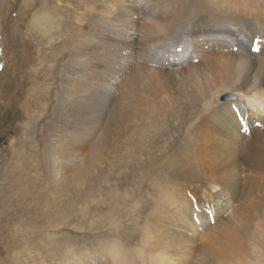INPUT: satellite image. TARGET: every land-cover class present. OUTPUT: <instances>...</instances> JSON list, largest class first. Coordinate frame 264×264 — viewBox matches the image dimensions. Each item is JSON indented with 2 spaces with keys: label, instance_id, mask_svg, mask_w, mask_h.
<instances>
[{
  "label": "bare ground",
  "instance_id": "obj_1",
  "mask_svg": "<svg viewBox=\"0 0 264 264\" xmlns=\"http://www.w3.org/2000/svg\"><path fill=\"white\" fill-rule=\"evenodd\" d=\"M118 1L121 0H94V10H84L82 6L70 14L71 45L59 49L73 59L58 79L62 87L59 96L69 104L62 108L55 98L48 115L55 130L68 123L71 129L62 130L65 136L48 139V145H41V165L55 191L56 185L69 179L83 142L91 148L98 145L94 157L104 155V147L122 139L136 124L127 122L132 115L137 118L140 134L154 125V137L148 143L154 151L139 152L134 165L118 174L116 189L110 187L111 204L106 206L108 211L96 231L105 242L79 251L81 261L74 258L68 264H198L199 259L191 256L192 237L197 236L194 226L199 224L194 218L191 221V213H196L192 211V199L214 204L207 212V220L230 198L237 203L227 218L226 223H230L218 222L205 233L216 232L227 238L234 228L227 242V257L245 264H264V0H137L140 9L136 21L138 26L151 28V37L140 27L138 36L127 35L128 15L118 13ZM11 3L12 0L0 1L4 15ZM256 35L263 40L257 55L251 54L247 45ZM178 46L183 47L179 54L174 51ZM10 49L11 45H6L8 59ZM25 52L23 48V65L29 61ZM6 65L20 71L14 61L11 66V59ZM176 85L195 94L187 109L180 112H173ZM1 93V99L7 102L9 92ZM225 96L229 98L222 101ZM238 115L249 123L252 119L261 122L263 128H254L257 134L234 150L231 143L236 142V134L242 130ZM13 146L11 153L16 154ZM4 153L2 150L0 166ZM206 155L209 159L195 169ZM21 172L23 168L18 167L17 173L23 177ZM22 181L0 190L3 208L16 201V224L25 220L20 206L28 196ZM128 200L133 202L130 211L126 209ZM95 207L88 203L87 218ZM143 212L147 222L141 236L146 250L138 259L135 248H126V235L140 227L139 214ZM45 217L51 219L39 209V230L46 227ZM126 217L129 221L120 229L118 225ZM57 226L58 223L48 228ZM13 227L17 231L4 230L8 235L0 234V254L4 256L0 264H41V235L35 243L21 232L38 251L26 255L23 245L14 242L18 235L11 236L20 233L17 225ZM12 251H17L15 258L10 255ZM87 256L89 259L84 261ZM211 261L215 263V256Z\"/></svg>",
  "mask_w": 264,
  "mask_h": 264
},
{
  "label": "rangeland",
  "instance_id": "obj_2",
  "mask_svg": "<svg viewBox=\"0 0 264 264\" xmlns=\"http://www.w3.org/2000/svg\"><path fill=\"white\" fill-rule=\"evenodd\" d=\"M116 4L118 13L123 12L128 15L125 17L126 23L130 26V31L127 32L128 36H138L140 33L138 32L139 27L146 31L145 35L148 37L152 36L150 27L138 26L136 21L138 14L136 12L140 8L137 0H121L116 2ZM82 6L85 8L84 10H94L97 7L94 0H12L11 6L8 12H5V15L3 14L4 12L0 11V154L2 150L5 151L4 163H1L2 165L0 166V190L8 188L12 182L16 185L23 180L22 185L25 186V190H27L26 196H28L25 197L26 201L23 205L20 206L27 213L22 216V219L24 220L25 218V220L22 224H16L17 217L14 215L16 201H13L5 209L2 207L4 198L0 195V234L6 236L9 232L17 231L13 227L17 225L20 233H14L11 236L17 237L18 235L19 238L15 239L14 242L24 246H22V250H26L24 251L26 255H34L38 251L36 252L34 244H29L25 240L26 235L21 234V232L24 231L23 233L31 236L35 243L38 242V236L41 235L39 246L41 264H68L74 258L80 262L79 251H85V248H89L90 245L92 247L96 243L105 242V238L97 236V232L100 230L103 217L108 211L106 206L111 204V188L115 187L113 189H116L114 185L117 183L118 174L127 172L128 167L134 165V158L139 152L154 151L148 145L154 137V125L147 126L145 132L140 134L137 130L138 124L135 121L137 118L132 115L127 119V122L136 124L132 126L127 135L113 144L115 146L108 144L106 149L104 147V155L94 157V152L98 145L91 148L86 142H83L80 145L81 154L78 155V161L72 166L73 170L68 174L69 179L59 184V186L56 185L55 191L50 187L51 182L47 181L48 177L45 176V171L41 165V145H48V139L53 140L57 139L58 136H65L67 133H63V131L71 129L68 125L70 123H68L65 124L66 126L59 128L60 132L59 129L58 131L55 130L52 120H50L52 118L48 115L50 113L49 109L53 107L55 98H58V101L60 100L59 103H61L58 104L62 108H64V105L69 104L68 100H62L59 96L62 87L58 85V79L59 75L62 74L61 71L70 67L69 65L73 58L67 57V54L62 55L59 48L66 44L71 45L70 14L75 10L81 9ZM1 14H3V19ZM1 20L4 22L3 24ZM5 31L7 34H4ZM135 43L137 42L135 41ZM8 44L9 46L11 45L9 59L5 53V48ZM23 48L26 49L25 54H27L26 56L29 59L25 65H23L21 57ZM10 59L11 66L14 61L15 68L17 70L20 69V71L17 72L6 65ZM100 77L104 78L102 75ZM173 89L175 90V101H172L175 106L173 112L187 109V106L194 99V92H188L186 88L180 85L174 86ZM3 90L9 92L6 95L9 98L7 102H5L6 99H1ZM228 98L229 96H225L221 99L224 101ZM103 110L105 111V108ZM171 110H173L172 107ZM169 111L166 113H169ZM67 113L69 112L67 111ZM63 121L66 120L64 119ZM240 132L242 135L239 134ZM254 133L257 134L254 128L248 135H245V130H240L236 134V142L231 143L233 149L239 150V147H243V143L245 144L249 137L255 135ZM51 136L55 137L50 138ZM52 140L51 142H53ZM11 145H14L13 149L17 152V155L11 153ZM208 159V155H206L196 164L195 169H200L203 161ZM14 165L16 167L13 168ZM18 167L23 168V172H21L22 176L24 175L23 177L17 173ZM7 168L9 169L7 170ZM12 169L16 171H12ZM81 173H84V175ZM120 176L121 181L122 174ZM125 176L129 177L127 173ZM85 180L87 185L84 184ZM130 182H132V179L131 181L129 179ZM154 183L155 181L152 180L151 184ZM190 188L192 187L190 186ZM188 193L191 192L188 191ZM89 202L96 206L91 211V219L87 218V205ZM199 202L201 201L196 202L192 199V211L194 210L196 213H191V221L193 223L194 218L199 224L194 226L197 236L192 237L194 244L191 246L193 250L191 256L199 259L198 264H209L210 262L211 264H245L237 259L227 257V242L228 238L234 234V228L230 230L231 235L227 238L223 234L218 236L216 232L205 233L209 228H214L218 222H221L222 225L229 224L230 222L226 223L227 218L236 208L237 203L231 201V198L230 200L228 199L224 206L221 209L219 208V211L209 214L210 216L206 220L207 212L213 208L214 204ZM221 204L222 201L218 206H221ZM132 205L133 202L128 200L126 209L130 211ZM36 207L46 212L51 218L45 217L46 227H41L40 230L38 225L41 226V222L37 219L39 217V209ZM26 208L29 209L26 210ZM37 209L38 212H36ZM8 215L12 217H8ZM13 216L16 218L13 219ZM139 218L142 220L140 227L126 235V248H135L138 259L142 258L146 250L141 231L144 230L147 222L144 212L139 214ZM128 221L129 218L126 217L118 225L119 228L125 227ZM56 223H58L57 227L48 228V226ZM95 223L97 224L94 225ZM88 226H92L90 230L87 229ZM44 235L47 239H45ZM15 254H17V251L10 253L14 258L16 257ZM212 256H215V263L211 261ZM3 258L4 256L1 253L0 259ZM88 259L89 256L85 257L84 261Z\"/></svg>",
  "mask_w": 264,
  "mask_h": 264
}]
</instances>
